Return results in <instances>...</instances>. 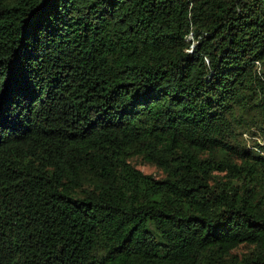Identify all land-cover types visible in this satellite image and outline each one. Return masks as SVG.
Returning a JSON list of instances; mask_svg holds the SVG:
<instances>
[{"label": "trees", "instance_id": "trees-1", "mask_svg": "<svg viewBox=\"0 0 264 264\" xmlns=\"http://www.w3.org/2000/svg\"><path fill=\"white\" fill-rule=\"evenodd\" d=\"M0 264H264V0H0Z\"/></svg>", "mask_w": 264, "mask_h": 264}, {"label": "rangeland", "instance_id": "rangeland-1", "mask_svg": "<svg viewBox=\"0 0 264 264\" xmlns=\"http://www.w3.org/2000/svg\"><path fill=\"white\" fill-rule=\"evenodd\" d=\"M131 161L143 173L153 174L156 177L162 176V173L160 172V170H158L155 166H153L151 164L140 163L139 160L135 159V158L132 159Z\"/></svg>", "mask_w": 264, "mask_h": 264}, {"label": "built area", "instance_id": "built-area-1", "mask_svg": "<svg viewBox=\"0 0 264 264\" xmlns=\"http://www.w3.org/2000/svg\"><path fill=\"white\" fill-rule=\"evenodd\" d=\"M191 34L188 35V38H191ZM192 45L190 46V49H188V51H191Z\"/></svg>", "mask_w": 264, "mask_h": 264}]
</instances>
